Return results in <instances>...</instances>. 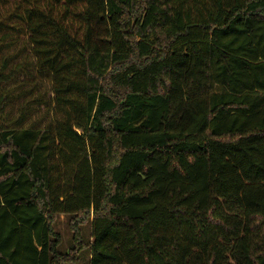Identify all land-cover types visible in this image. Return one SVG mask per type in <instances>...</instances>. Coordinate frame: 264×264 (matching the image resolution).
Masks as SVG:
<instances>
[{
    "label": "trees",
    "instance_id": "trees-1",
    "mask_svg": "<svg viewBox=\"0 0 264 264\" xmlns=\"http://www.w3.org/2000/svg\"><path fill=\"white\" fill-rule=\"evenodd\" d=\"M11 38L54 107L6 123L0 71V264H264V0H0Z\"/></svg>",
    "mask_w": 264,
    "mask_h": 264
},
{
    "label": "rangeland",
    "instance_id": "rangeland-1",
    "mask_svg": "<svg viewBox=\"0 0 264 264\" xmlns=\"http://www.w3.org/2000/svg\"><path fill=\"white\" fill-rule=\"evenodd\" d=\"M15 7L16 5L12 4V9L8 6L7 10L14 11ZM2 70H5L6 74L17 71L15 82L3 88L10 90L12 97L6 111L5 122L11 123L12 120H18L25 115L27 125L37 128L47 126L54 107L52 78L36 69L27 38H11L0 42V71ZM54 231L62 239L60 253H71L75 243L68 219L61 216L54 224ZM81 233L86 247L79 255V261L73 264H89L90 226L82 227Z\"/></svg>",
    "mask_w": 264,
    "mask_h": 264
}]
</instances>
